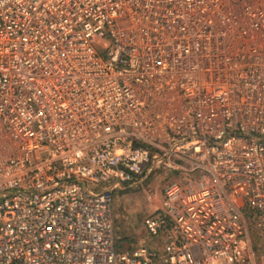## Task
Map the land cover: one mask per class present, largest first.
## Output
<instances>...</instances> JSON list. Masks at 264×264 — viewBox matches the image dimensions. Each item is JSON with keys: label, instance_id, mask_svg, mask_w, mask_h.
<instances>
[{"label": "built area", "instance_id": "built-area-1", "mask_svg": "<svg viewBox=\"0 0 264 264\" xmlns=\"http://www.w3.org/2000/svg\"><path fill=\"white\" fill-rule=\"evenodd\" d=\"M0 264H264V0H0Z\"/></svg>", "mask_w": 264, "mask_h": 264}, {"label": "rangeland", "instance_id": "rangeland-1", "mask_svg": "<svg viewBox=\"0 0 264 264\" xmlns=\"http://www.w3.org/2000/svg\"><path fill=\"white\" fill-rule=\"evenodd\" d=\"M165 174L153 173L141 185L117 190L112 211L115 239L120 248L134 245L142 236L144 216L159 207Z\"/></svg>", "mask_w": 264, "mask_h": 264}]
</instances>
